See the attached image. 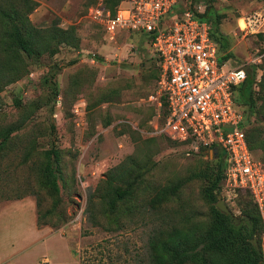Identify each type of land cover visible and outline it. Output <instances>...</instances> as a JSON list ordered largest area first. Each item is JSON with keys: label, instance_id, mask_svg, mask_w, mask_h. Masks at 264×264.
Returning a JSON list of instances; mask_svg holds the SVG:
<instances>
[{"label": "rangeland", "instance_id": "obj_1", "mask_svg": "<svg viewBox=\"0 0 264 264\" xmlns=\"http://www.w3.org/2000/svg\"><path fill=\"white\" fill-rule=\"evenodd\" d=\"M35 1L23 22L42 52L15 63L0 60V135L12 129L0 153V261L44 264L48 256L49 264L63 263L68 244L79 264H140L155 228H171L185 217L207 223L210 203L203 189L218 168V156L158 132L159 61L146 35L124 32L107 39L86 15L95 0ZM212 3L224 15L220 30L231 40L228 65L262 64L264 17L248 33L239 20L244 26L242 17L264 15V0ZM179 7L203 12L206 3L179 0ZM247 127L264 133V120L253 115ZM53 145L60 150L63 174L58 204L41 181L44 151ZM253 153L263 161L260 149ZM195 174L202 176L191 179ZM135 175L134 212L121 205L118 214L109 215L102 192ZM181 180L177 195L157 209L149 207L159 189ZM245 201L230 207L238 223ZM38 217L46 222L40 227ZM255 238L264 250V229Z\"/></svg>", "mask_w": 264, "mask_h": 264}, {"label": "built area", "instance_id": "obj_2", "mask_svg": "<svg viewBox=\"0 0 264 264\" xmlns=\"http://www.w3.org/2000/svg\"><path fill=\"white\" fill-rule=\"evenodd\" d=\"M86 15L103 27L109 40L124 32L146 35L159 61L156 99L161 118L163 99L167 103L158 132L194 151L221 149L225 169L219 195L233 207L239 193L248 191L264 218V162L249 146L245 115L234 98V88L246 79L249 63L228 65L211 35V22L196 17L191 9H181L179 0H122L115 12L107 0H95ZM260 17L263 13L258 19L242 17L241 30L254 32ZM80 108L77 103L75 115L81 114Z\"/></svg>", "mask_w": 264, "mask_h": 264}, {"label": "trees", "instance_id": "obj_3", "mask_svg": "<svg viewBox=\"0 0 264 264\" xmlns=\"http://www.w3.org/2000/svg\"><path fill=\"white\" fill-rule=\"evenodd\" d=\"M122 0H107L108 6L115 12L116 6ZM205 2V11H194L195 16L208 20L212 24L211 35L219 43L222 59L228 60L233 57L231 52L230 37L220 30V24L224 15L214 9L213 0H195ZM232 1V0H229ZM6 0H0V48L5 53L0 56L7 62H17L24 54L34 56L40 54L42 49L35 47L32 33H27L23 22V16L35 8V0H20L7 4ZM264 38V33H259ZM31 36V37H30ZM55 48L50 50L51 54ZM8 62V63H9ZM250 71L246 79L234 88L235 103L243 110L245 115V129L247 140L252 150L260 149L264 153V133L260 127L248 129L247 121L250 122L254 115L256 119L264 120V61L262 64L249 65ZM263 70L259 74L258 70ZM160 76V68L158 79ZM259 86L258 90L256 86ZM256 94H261L257 96ZM59 91L55 89L54 98L57 99ZM164 112L161 121L167 114V103L163 99ZM12 129L0 136V153L7 144ZM200 150H203L201 148ZM224 152L218 157V168L209 176L211 179L204 186L203 196L210 203V213L206 224L194 221L190 217L182 218L174 223L171 228L159 226L155 228L148 238V256L140 259V264H264V250L258 249L253 242L255 236L264 229V218L257 204L248 191L240 192L237 199L246 198L243 208L244 217L236 223L232 215H227L216 207L218 195L221 192L223 174L225 169ZM45 162L42 168V184L56 197V204L61 198L60 180L63 179L61 168L60 150L53 145L44 151ZM264 162V157H263ZM195 174L190 178L200 177ZM207 176V178H209ZM139 177L127 178L121 184H109L101 196L106 205L109 215L118 214L121 205H124L126 213L134 212L135 188ZM185 181L181 180L172 185L163 187L148 201L152 209H157L166 201L177 195ZM18 197L17 199H20ZM244 201V200H243ZM116 222L121 226L119 216ZM41 218H37V225L42 224ZM83 264V263H81Z\"/></svg>", "mask_w": 264, "mask_h": 264}, {"label": "water", "instance_id": "obj_4", "mask_svg": "<svg viewBox=\"0 0 264 264\" xmlns=\"http://www.w3.org/2000/svg\"><path fill=\"white\" fill-rule=\"evenodd\" d=\"M247 70L250 71V67H249V66L247 67ZM213 152L216 154V156H218V157L220 156V151H219L218 148H214ZM216 207H217L220 211L224 212L225 214H227V215H232V210H231V208H230L229 205L224 201V199L221 197V195H218V202L216 203ZM236 223H238L237 220H236ZM253 242H254V244L256 245V247H257L258 249H260L259 245L257 244V239H256V238L253 239Z\"/></svg>", "mask_w": 264, "mask_h": 264}, {"label": "crops", "instance_id": "obj_5", "mask_svg": "<svg viewBox=\"0 0 264 264\" xmlns=\"http://www.w3.org/2000/svg\"><path fill=\"white\" fill-rule=\"evenodd\" d=\"M66 250H67V255H65L66 261H64L63 263L56 261L54 262V264H79L78 260L76 259L74 253L72 252L68 244H67ZM42 261L44 262V264H49L50 258L48 256L43 257ZM0 262H4L5 264H7L5 261H0Z\"/></svg>", "mask_w": 264, "mask_h": 264}]
</instances>
